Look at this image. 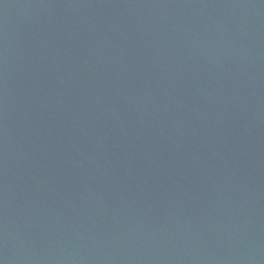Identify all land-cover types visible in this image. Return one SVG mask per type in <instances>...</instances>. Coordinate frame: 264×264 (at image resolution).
Returning a JSON list of instances; mask_svg holds the SVG:
<instances>
[{
	"label": "water",
	"instance_id": "95a60500",
	"mask_svg": "<svg viewBox=\"0 0 264 264\" xmlns=\"http://www.w3.org/2000/svg\"><path fill=\"white\" fill-rule=\"evenodd\" d=\"M0 264H264V0H0Z\"/></svg>",
	"mask_w": 264,
	"mask_h": 264
}]
</instances>
